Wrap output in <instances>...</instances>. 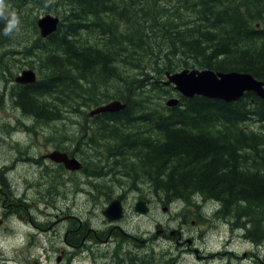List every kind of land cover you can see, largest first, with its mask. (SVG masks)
I'll return each instance as SVG.
<instances>
[{"label":"trees","instance_id":"16d2710c","mask_svg":"<svg viewBox=\"0 0 264 264\" xmlns=\"http://www.w3.org/2000/svg\"><path fill=\"white\" fill-rule=\"evenodd\" d=\"M24 1L64 9L60 28L46 44L58 45V55L51 53L42 70L28 62L43 78L17 85L22 95L17 104L41 120L57 103L63 113L85 117L91 107L124 102L126 109L86 124L95 141L87 146L106 150H83L75 140L70 154L83 159L84 172L102 177L104 184L103 175L113 174L106 164L129 189L139 190V198L148 200L142 194L148 186L165 208H181L186 220L196 214L189 220L195 225L215 218L250 245H264V100L251 93L233 103L189 99L164 83L167 72L196 68L242 71L264 81V0H139L134 10L125 0ZM70 23L78 26L77 41L65 33ZM34 29L37 34L36 24ZM12 67L21 68L14 55ZM174 96L179 104L167 107ZM98 157L103 164L93 165ZM116 181L112 176L107 186ZM112 198L107 195V201ZM202 206L213 215L201 213ZM128 237L114 232V264H179L153 251L151 257L121 255Z\"/></svg>","mask_w":264,"mask_h":264},{"label":"rangeland","instance_id":"374dc122","mask_svg":"<svg viewBox=\"0 0 264 264\" xmlns=\"http://www.w3.org/2000/svg\"><path fill=\"white\" fill-rule=\"evenodd\" d=\"M125 1L130 9L133 10V5L140 3L139 0L133 2H131V0ZM6 3L11 6V10H14L20 19V31L18 33L5 35L4 31L0 29V38H3V44L11 42V46L20 41L24 36L34 38V25L36 24V22L34 24V21H37L35 19L36 17L38 19L44 17L46 14L59 15L62 17L64 9L60 6L46 8L34 7V5L24 0H6ZM70 26L71 29L64 32L68 34L69 39L75 40L74 37L78 32V26L72 25V23H70ZM77 40L78 39L75 41ZM29 48L31 50L29 51L30 54H28L27 60H29V62L33 61L38 67L41 65L38 64L37 61L42 59V63L44 64V62H47V60L52 57V54L58 55L59 52L58 45H45L35 49ZM11 50H13V48ZM16 52L17 51H15V54ZM1 60H3V55L0 52V61ZM12 70L14 75L22 71L19 67L13 69L11 66V71ZM11 91L12 89H9L8 94H10V97L8 98H11ZM0 94H3L1 88ZM12 102H15V98H12ZM94 108L95 107H91L87 113ZM45 111H58L59 115L63 117L66 115L67 117V111L65 110L63 113L58 103L55 104V110L49 108ZM76 116L74 127L68 124L69 121H65L64 124L59 123L60 131H63L62 133H65V135L68 134L69 136H67L71 139L69 142L64 143L75 145V140H77L79 143L77 147H81L83 150L93 151L95 153H98V150H106L104 145H101V147L87 146V142L93 140L90 136L91 131L88 127L86 128L85 122H80L83 118L79 115ZM27 117V124H34L35 116L27 114ZM39 122L40 121L35 122L31 127L37 129L39 127ZM25 139L31 142L30 137H25ZM93 142L95 141L91 143ZM109 143V141L105 142L107 145ZM48 148L49 147H42L40 150H31L29 155H23L24 159L17 163L16 167L9 174L11 176L10 183H12V177H15V183L19 191L21 190L24 192L27 186V199L33 201L34 205H36L30 208L32 213L31 216L34 221L42 224L44 229L50 228L49 225L53 223L56 224L47 231L37 230V228L33 229L30 224H24L15 219L12 224L8 223L4 227L0 226V264H34L35 261H38V264H64V255H62L61 252H63V250H65L66 253L74 251L70 247H67L63 241L62 232L68 221L66 216H80L84 214L86 218H89L94 230H105L108 227L116 225L115 227L119 228L118 226H120L119 229L127 231L130 236L145 240L142 242L136 241V243L125 241L124 245L121 247V255L135 252L139 254V257L149 255L151 257L154 253L156 257L158 256L159 258H161L162 255H166L169 259L176 258L179 264H264V245H250L240 237V233L232 232L226 222L219 221L215 218L211 219L207 224H201L200 226L195 225V220H189L195 219L193 217H196V214L189 216L192 217V219L186 220L185 212H183L182 216L181 208L178 209L175 206L171 207L170 210L165 208V206L155 198L154 193L148 186L143 188L142 194L146 196L151 205V213L148 217L139 215L134 209L136 201L140 199L139 190H131L132 193L128 191L122 192L123 189H121V186H126L127 181L121 179L117 170L112 171L111 167L103 164L99 157L93 165L102 163L106 172L111 170L113 174L111 177H108V180L111 181L112 176L118 179V184H116L118 187L112 188V186H107L100 189V195L104 197H102L101 200L98 199V203H94L93 200L89 199V190L85 189L83 194H76L77 189L80 188L81 185L78 187L72 186V182H74L76 178L74 174L68 172H61L60 174L54 169V164L53 166L45 164V167L41 169L38 165L27 160V158H36L35 155L45 154L52 150ZM14 152L15 150L12 151V156ZM3 155L4 153L2 151L0 158L4 159ZM46 171H49L48 175ZM79 177L82 176L79 175ZM76 180L77 183H83V179L80 180L76 178ZM94 181L95 177H91L89 180L90 183ZM120 181L125 182V184H122ZM49 187L53 188L51 189L52 191H49ZM106 195L113 196L111 200L117 198L118 195L126 196L123 197L126 209L125 216L117 223H111L102 214L111 201H106ZM70 206H72V209ZM205 211L209 216L213 215V212H210L207 206H202L201 212ZM56 214L64 215H60L59 219H57L54 217ZM26 218H28V216H26ZM8 227L14 229L17 234L15 236L10 234L8 232ZM179 231H182V237L180 240H175L174 237H176L177 233L179 234ZM25 232L36 235L35 244L24 235ZM1 238H5L6 240H2ZM102 240L103 242L98 245L89 244V250L82 256L78 254L74 255L71 264H114L116 259L113 257H115L117 244L113 241V236L107 237V234L102 236Z\"/></svg>","mask_w":264,"mask_h":264},{"label":"flooded vegetation","instance_id":"af4514ba","mask_svg":"<svg viewBox=\"0 0 264 264\" xmlns=\"http://www.w3.org/2000/svg\"><path fill=\"white\" fill-rule=\"evenodd\" d=\"M36 36L37 34L34 37ZM50 38L51 37L40 38L39 40V38H30L24 36L20 41L16 42V44H18V47L16 49V55H14L15 60H18V63L21 67L26 66L29 62V60H27L29 52H27L26 49L29 47L35 49V47L38 48L42 45L45 46L49 42ZM0 40V52L3 55V60L0 61V88L1 90H3V94H0V156L2 154V151L4 153V159L0 158V226L4 227L8 223L12 224L13 220L15 219L21 223L30 224L33 229L37 228V230L47 231L51 229L56 223L49 225L50 228L44 229L42 227V224L34 221L31 216L32 213L30 208L35 207L36 205H34L33 201L27 199V186L25 187V191L22 192L21 190L19 191V188L15 183V177H12V183H10L11 176L9 173L16 167L17 163L24 159L23 155H29V152H31V150H40L42 147H49L48 149H52L48 153L37 154L35 155L36 158H27V160H30L35 165H38L41 169L45 167V164H50L52 166L54 164V169L60 174L61 172H68L74 174V176H76V178L80 180L83 179V183L81 184L77 183V180L75 178L74 182H72V186L78 187L81 185V187L77 189L76 194H83V191L85 189L89 190V199L93 200L94 203H97L99 201L98 199L104 197L100 195L99 190L102 189L103 186L107 187V182H110V180H108V177L106 175H103L106 177L105 180L107 182L102 184V177L98 178L97 176L89 175V172H84L85 162L82 160V158H79L82 163V168L80 169V171L69 170L65 167L64 164L57 163L48 158V155H50V153L54 151L67 152L70 156H73L72 154H70V151L75 148L76 144H61L63 140L64 142H69L71 139L68 136L61 139L59 123L64 124L65 121H69L68 124L74 127V121L77 118L76 113L73 111H69L67 112V117H65L66 115H64V118L59 120L58 111H45L42 113L43 116L41 117V120H38L37 118H35V120L33 119L34 124L35 122L40 121L38 124L39 127L37 129L31 127L34 124H27L26 120H28V117L27 113L25 112L23 103L21 106L17 104V101H21L20 99L22 98V95L19 94V90L16 88L19 84H16L12 79L13 75L11 71V42L3 44V38H0ZM30 62L34 63L33 61ZM37 63L40 64L43 68L42 59L40 61H37ZM34 66L38 68V65H36L35 63ZM9 89H12L11 98H8L10 97V94H8ZM12 98H15V102H12ZM44 98L48 99L50 98V95L44 96ZM53 110H55V107ZM79 116L83 118V120H81L80 122H85L86 124H88V120L94 118L97 115L89 117L88 113H86L85 117H83L82 115ZM62 134L65 135V133ZM25 137H30L31 142L27 141ZM14 150L15 152L12 156L11 153ZM46 172L48 175L49 171ZM79 175H81L82 177H79ZM91 177H95V181L93 183L89 182ZM116 184H118V182ZM116 184L111 186L116 188L118 187ZM51 189L53 188L49 187V191H52ZM121 189H123L122 191H128L131 193L127 185H122ZM119 196L124 197L125 195ZM105 199L107 201V195L105 196ZM70 208L72 209V206H70ZM60 215L64 214H56L54 217L59 219ZM26 216H28V218H26ZM66 219L68 221L62 232L63 241L67 247H70L74 251L71 253H66V251L63 250V252H61L62 255H64V264H71L74 255L78 254L82 256L89 249V244L98 245L99 243H102V236L104 234H107V237H111L117 230L123 232V230L119 229L120 226H118L119 228H117L115 227L116 225L113 227H108L105 230H94L91 226L89 218H86L85 214L80 216H66ZM8 232L10 234H13L14 236L17 234V232H15V230L10 227H8ZM124 233L130 236L129 233ZM27 234L28 232L24 233V235H26L28 239L32 240L31 242L35 244L36 235H32L31 233H29L28 235ZM163 235L166 236L165 234ZM130 237V242L132 243H135L134 241H140V238L133 236ZM176 237H174L175 240H180V238L182 237V231H179V234L177 233ZM1 239L6 240L5 238ZM113 241H116V239L113 238ZM142 241L145 240L143 239ZM38 263V261L34 262V264Z\"/></svg>","mask_w":264,"mask_h":264},{"label":"water","instance_id":"95a60500","mask_svg":"<svg viewBox=\"0 0 264 264\" xmlns=\"http://www.w3.org/2000/svg\"><path fill=\"white\" fill-rule=\"evenodd\" d=\"M60 23L59 17L47 15L39 19L37 25L42 37H48L55 33ZM167 85L174 84L175 89L187 98L203 96L210 99L224 101L226 103L237 102L252 92L264 99V82L259 81L250 73L239 72H214L211 70L192 71L184 70L174 74L167 73ZM19 84H32L37 81V74L33 70H24L15 78ZM168 107H175L179 99L171 98L167 101ZM126 104L113 101L94 110L90 116L104 112H118L125 109ZM51 160L62 163L72 171L82 168L81 162L75 157H69L67 153L54 151L48 155ZM135 211L146 216L150 213V207L146 200L140 199L135 205ZM124 207L120 199L113 200L103 211L104 216L112 222L119 221L123 217ZM174 235V234H172ZM60 260V258H59Z\"/></svg>","mask_w":264,"mask_h":264},{"label":"clouds","instance_id":"9594fccd","mask_svg":"<svg viewBox=\"0 0 264 264\" xmlns=\"http://www.w3.org/2000/svg\"><path fill=\"white\" fill-rule=\"evenodd\" d=\"M0 20L5 21L4 34L13 35L20 31V19L6 0H0Z\"/></svg>","mask_w":264,"mask_h":264},{"label":"bare ground","instance_id":"6f19581e","mask_svg":"<svg viewBox=\"0 0 264 264\" xmlns=\"http://www.w3.org/2000/svg\"><path fill=\"white\" fill-rule=\"evenodd\" d=\"M167 9V8H166ZM39 19V18H38ZM92 20V19H91ZM97 30V29H96ZM76 40V39H75ZM36 48V47H35ZM30 54V53H29ZM16 55V54H15ZM19 55V54H18ZM31 57V56H30ZM33 57V56H32ZM37 83V82H36ZM84 84V83H83ZM102 96V95H101ZM91 100V99H90ZM89 100V101H90ZM90 106V105H89ZM126 109V108H125ZM66 117V116H65ZM65 129V128H64ZM63 132V131H62ZM67 134V133H66ZM68 135V134H67ZM69 136V135H68ZM62 141V140H61ZM64 141V140H63ZM152 141V140H151ZM62 143V142H61ZM64 143V142H63ZM99 149V148H98ZM87 154V153H86ZM100 154H101V152H100ZM88 155V154H87ZM91 156V155H90ZM93 156V155H92ZM83 160V159H82ZM111 161V160H110ZM117 169V168H116ZM115 169V170H116ZM113 171V170H112ZM121 172V171H120ZM115 175V174H114ZM115 177V176H114ZM103 180V179H102ZM107 182V181H106ZM116 182H118V181H116ZM99 187V186H98ZM104 187V186H103ZM96 188V187H95ZM113 188V187H112ZM142 188V187H141ZM99 189V188H98ZM96 190V189H95ZM97 191V190H96ZM123 192V191H122ZM125 192V191H124ZM127 192V191H126ZM100 193V192H99ZM98 193V194H99ZM94 194V193H93ZM96 195V194H95ZM99 197V196H98ZM125 197V196H124ZM101 198V197H100ZM98 199V198H97ZM124 199V198H123ZM101 200V199H100ZM94 202V201H93ZM102 202V201H101ZM98 203V202H97ZM174 204H176V203H174ZM216 207H218V206H216ZM202 213V212H201ZM126 239V238H125ZM128 239V238H127ZM142 239V238H141ZM124 240V239H123ZM96 243V242H95ZM87 248V247H86ZM89 250V249H88ZM92 250V249H91ZM93 250H94V248H93ZM134 250V249H133ZM128 251V250H127ZM106 255V254H105ZM175 257V256H174Z\"/></svg>","mask_w":264,"mask_h":264}]
</instances>
